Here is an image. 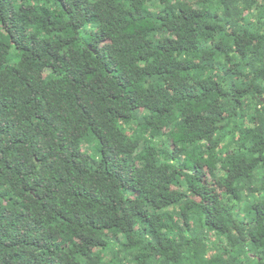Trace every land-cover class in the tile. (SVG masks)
Masks as SVG:
<instances>
[{"label": "trees", "instance_id": "16d2710c", "mask_svg": "<svg viewBox=\"0 0 264 264\" xmlns=\"http://www.w3.org/2000/svg\"><path fill=\"white\" fill-rule=\"evenodd\" d=\"M0 264H264V0H0Z\"/></svg>", "mask_w": 264, "mask_h": 264}, {"label": "rangeland", "instance_id": "374dc122", "mask_svg": "<svg viewBox=\"0 0 264 264\" xmlns=\"http://www.w3.org/2000/svg\"><path fill=\"white\" fill-rule=\"evenodd\" d=\"M10 53H11L10 62L13 63L16 60V57L14 56V50L11 49ZM95 146H96V141L91 143V144L88 143V145L85 147V151L89 155H91L93 158H97L98 157L97 154L95 153V150H94L96 148Z\"/></svg>", "mask_w": 264, "mask_h": 264}]
</instances>
